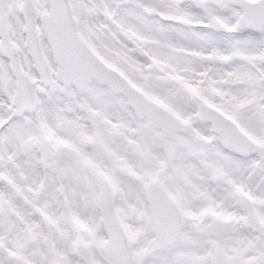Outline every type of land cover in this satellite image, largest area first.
Masks as SVG:
<instances>
[{
    "label": "snow or ice",
    "instance_id": "snow-or-ice-1",
    "mask_svg": "<svg viewBox=\"0 0 264 264\" xmlns=\"http://www.w3.org/2000/svg\"><path fill=\"white\" fill-rule=\"evenodd\" d=\"M0 264H264V0H0Z\"/></svg>",
    "mask_w": 264,
    "mask_h": 264
}]
</instances>
